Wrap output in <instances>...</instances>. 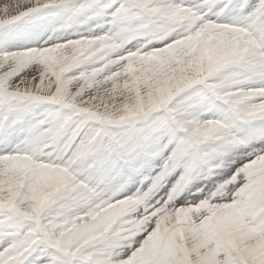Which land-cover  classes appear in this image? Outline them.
I'll list each match as a JSON object with an SVG mask.
<instances>
[{"label": "snow or ice", "instance_id": "6c2138e0", "mask_svg": "<svg viewBox=\"0 0 264 264\" xmlns=\"http://www.w3.org/2000/svg\"><path fill=\"white\" fill-rule=\"evenodd\" d=\"M0 264H264V0H0Z\"/></svg>", "mask_w": 264, "mask_h": 264}, {"label": "rangeland", "instance_id": "374dc122", "mask_svg": "<svg viewBox=\"0 0 264 264\" xmlns=\"http://www.w3.org/2000/svg\"><path fill=\"white\" fill-rule=\"evenodd\" d=\"M25 44H27L28 46H35L34 44L29 43L28 41L23 42ZM54 107V106H50V105H41L38 108H36L35 111V115L37 119H44L45 116L48 115V110L49 108Z\"/></svg>", "mask_w": 264, "mask_h": 264}, {"label": "bare ground", "instance_id": "6f19581e", "mask_svg": "<svg viewBox=\"0 0 264 264\" xmlns=\"http://www.w3.org/2000/svg\"><path fill=\"white\" fill-rule=\"evenodd\" d=\"M25 44V43H24Z\"/></svg>", "mask_w": 264, "mask_h": 264}]
</instances>
